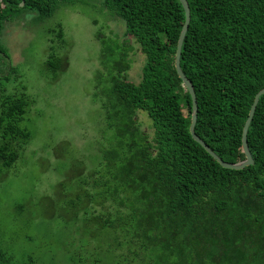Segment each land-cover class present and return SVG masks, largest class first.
Instances as JSON below:
<instances>
[{
	"label": "trees",
	"instance_id": "16d2710c",
	"mask_svg": "<svg viewBox=\"0 0 264 264\" xmlns=\"http://www.w3.org/2000/svg\"><path fill=\"white\" fill-rule=\"evenodd\" d=\"M74 1L0 2V184L17 171L33 140L23 123L35 105L9 64L6 24L26 10L42 22L56 5ZM98 1L125 24L122 39L97 34L95 104L111 138L89 166L78 161L77 176L47 171L60 179L39 200L50 210L49 224L58 226L55 241L41 235L17 242L0 223V264H264V94L248 130L254 164L222 167L190 132L192 97L175 67L186 19L180 0ZM187 2L181 69L197 98L195 132L225 162L239 163L246 159L244 125L264 89V0ZM55 32L65 54L49 57L53 81L69 67L72 47L61 24ZM135 46L145 60L141 79L132 83ZM138 111L151 120L152 136L142 130ZM70 145L62 141L59 148ZM15 209L8 225L19 222L25 205ZM35 218L22 223L29 228Z\"/></svg>",
	"mask_w": 264,
	"mask_h": 264
},
{
	"label": "rangeland",
	"instance_id": "374dc122",
	"mask_svg": "<svg viewBox=\"0 0 264 264\" xmlns=\"http://www.w3.org/2000/svg\"><path fill=\"white\" fill-rule=\"evenodd\" d=\"M55 7L53 15L39 23L34 20L36 13L26 10L16 21L6 24L2 37L10 56V66L16 67L21 76L19 81L35 99V105L23 123L31 131L33 140L17 162V171L0 184V223L8 229V236L17 242L22 237L38 239L41 235L56 240L58 226L49 224L50 210L39 204L45 192L51 191L60 180L50 173L51 169L77 176L80 172L76 166L78 161L86 159L85 164L88 162L89 166L97 157V147L102 148L111 138V133L105 130L100 105L95 104L96 86L101 83L102 52L97 34L122 39L125 24L104 9L102 1L98 0L63 2ZM58 24L63 27L65 38L72 47L68 54L69 67L53 81L50 77L54 68L48 64L49 57L52 52L57 56L65 54L57 33H54ZM144 60V55L135 46L129 82L136 83L141 79ZM19 84L14 83L11 87ZM137 119L142 130L152 136V122L146 112L138 111ZM62 141L69 142L70 147L59 148ZM18 203L25 205V211L15 226L8 225ZM32 214L36 218L31 227L26 228L22 222ZM52 244L56 245V242ZM20 247L27 251L33 248L30 245Z\"/></svg>",
	"mask_w": 264,
	"mask_h": 264
},
{
	"label": "water",
	"instance_id": "95a60500",
	"mask_svg": "<svg viewBox=\"0 0 264 264\" xmlns=\"http://www.w3.org/2000/svg\"><path fill=\"white\" fill-rule=\"evenodd\" d=\"M2 0H0L1 2ZM180 2L182 3L184 10H185V15H186V19H185V23L183 25L179 40H178V45H177V51H176V59H175V67L177 70V73L179 75V77L182 79L183 81V85L187 88V90L189 91L191 97H192V121H191V125H190V132L191 135L193 137V139L198 142L201 146H203V148H205L207 150V152L214 158L217 160V162L224 168L227 169H234V170H241L244 169L245 167H248L250 165L254 164V160L252 157V154L250 152L249 146H248V130L250 127V124L253 120L258 102L260 97L264 94V89H262L255 97L254 103L250 109L249 112V116L248 119L244 125L243 128V135H242V146H243V151L246 155V159L242 162L239 163H230V162H225L222 158H220L210 147L209 145H207V143L202 140L195 132V126L197 123V118H198V103H197V98H196V94H195V90H194V86L191 83V81L187 78V76L183 73L182 69H181V54H182V47L184 44V40L186 37V33L189 29V25H190V21H191V13H190V7L189 4L187 2V0H180ZM22 6H24V2L22 3Z\"/></svg>",
	"mask_w": 264,
	"mask_h": 264
}]
</instances>
